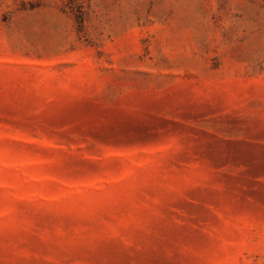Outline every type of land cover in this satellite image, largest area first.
I'll return each instance as SVG.
<instances>
[{
    "label": "rangeland",
    "instance_id": "374dc122",
    "mask_svg": "<svg viewBox=\"0 0 264 264\" xmlns=\"http://www.w3.org/2000/svg\"><path fill=\"white\" fill-rule=\"evenodd\" d=\"M0 264H264V0H0Z\"/></svg>",
    "mask_w": 264,
    "mask_h": 264
}]
</instances>
